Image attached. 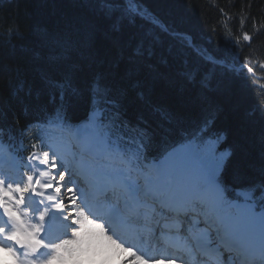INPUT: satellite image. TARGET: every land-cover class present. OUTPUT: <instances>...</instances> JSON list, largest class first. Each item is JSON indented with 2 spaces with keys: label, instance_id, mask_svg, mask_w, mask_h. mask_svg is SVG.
Here are the masks:
<instances>
[{
  "label": "trees",
  "instance_id": "obj_1",
  "mask_svg": "<svg viewBox=\"0 0 264 264\" xmlns=\"http://www.w3.org/2000/svg\"><path fill=\"white\" fill-rule=\"evenodd\" d=\"M114 2L119 7L109 17L100 0H0V123L12 129L11 148L25 156L44 140L34 123L60 120L44 77L70 74L83 91L71 120H60L72 127L88 117L87 89L99 75L103 84L128 90L120 113L111 115L131 122L113 138L129 154L136 153L138 115L158 135L168 127L149 102L185 121L214 113V131L225 132L224 145L233 152L230 172L258 181L264 169V78L256 76L264 77V0H138L139 15L127 12L128 0ZM141 13L190 34L197 47L238 70L205 59L186 38ZM117 17L118 32L112 28ZM140 44L144 55L130 59ZM130 70L136 74L129 77ZM134 80L142 81L145 101L137 98Z\"/></svg>",
  "mask_w": 264,
  "mask_h": 264
},
{
  "label": "snow or ice",
  "instance_id": "obj_2",
  "mask_svg": "<svg viewBox=\"0 0 264 264\" xmlns=\"http://www.w3.org/2000/svg\"><path fill=\"white\" fill-rule=\"evenodd\" d=\"M100 4L109 17L119 7L114 0H100ZM126 10L139 15L138 0H128ZM121 23L122 17H117L113 30L118 32ZM252 39L244 34L245 41ZM143 55L140 44L130 59ZM147 55H152L150 49ZM134 74L132 70L128 72L129 77ZM44 79L52 90L48 102L55 105L58 119L70 121L83 91L70 74L59 80ZM102 80L98 75L88 86V112L93 114V120L81 133L96 146L112 144L113 138H118L117 134L131 123L111 115L120 113L128 90L113 88ZM131 86L137 98L145 101L142 81L134 80ZM148 107L168 127L158 135L147 119L138 115L136 152L144 160L151 156L158 162L154 166L156 174L147 178L148 183L187 207L180 214L181 232L188 227H202L200 247L214 246L217 252L227 254L232 264H264V169L261 178L253 183L245 181L240 170L230 172L233 152L219 150L225 136L213 131L214 113L185 121L166 106L149 102ZM97 111L99 117L95 116ZM57 160L54 149L43 151L42 161L29 154L22 165L27 170L18 178L0 174V264H116L118 257V264H177L179 258L141 255L146 250L138 251L118 231L126 223L122 210L116 205L93 203L90 193L80 186L83 181L74 179L77 174L70 164ZM34 162L52 170L51 180L42 179L43 172L31 170ZM131 191L141 189L133 186ZM160 210L162 214L170 212L167 208Z\"/></svg>",
  "mask_w": 264,
  "mask_h": 264
},
{
  "label": "rangeland",
  "instance_id": "obj_3",
  "mask_svg": "<svg viewBox=\"0 0 264 264\" xmlns=\"http://www.w3.org/2000/svg\"><path fill=\"white\" fill-rule=\"evenodd\" d=\"M99 114L100 113L97 112L96 116L98 117ZM83 124H88V122H84ZM78 132L81 133L80 131H78ZM57 135H56V132H54L52 134L51 137H53V138L50 139L51 144H49V146L46 147L44 150L51 151L54 149L56 151V154L58 157V160H57L58 163L63 161V163H65V164H71L72 162H73L72 164H75V165L77 164L78 167L74 166V168H72L75 173L77 170H80V168L83 164L88 163L89 164V166L87 168L88 173H90L91 175L96 174L98 177L101 176L103 180H105L106 182H110V178H109L110 173L114 172L117 174H121L122 173L120 171L121 168H128L130 170V171H128V173L131 174V177L129 179H128V177H126V179H127L126 183H130V180H132L138 186L142 182L143 183L147 182L148 181V180H146L147 178L153 177L156 174V170L154 167L155 165L151 164L152 162L145 164L144 167L134 168L135 166L131 165L130 162L122 155V153L116 151V150H118L117 148H110V146H109L110 144L109 145H103V146H97L95 148V152L92 151V153L91 152L88 153L87 151L91 150L90 147H91L92 143L89 140V138H86V140L84 139V147H85L86 151L82 153L79 149L78 140L75 137H71L67 131L60 132ZM225 149H227V148L222 147V144L219 146L220 151H224ZM3 151H4V153H6L8 155V153L5 150H3ZM78 153H81L82 156L79 157L77 155ZM113 154L119 155L120 159L118 161H113L112 157H111ZM61 155H64L66 157L65 160H63L61 158ZM5 159H6V156H4L2 160H0L1 162L3 161L1 163V166H7V164L9 163V166H12V165L14 166V169H12L13 171L22 167V164L17 163L14 160V157H13V164L11 162L12 160L5 161ZM86 166H87V164H85L83 167H86ZM31 170L33 172H36L33 169H31ZM100 171H101V173H100ZM37 172L41 173L40 170H38ZM51 172H50V174L52 175ZM128 173H126V174H128ZM21 174H22V172L19 170L18 177ZM75 177H74V179H75ZM78 177H77V181L80 182V177H79V179H78ZM82 184L80 185L81 187H82ZM141 185H143V184H141ZM87 191L90 192V190H87ZM122 193L126 194L127 192L125 190H123ZM157 193H161V195H164V196L167 195V193L159 191L156 188V192H155L154 196H156ZM116 202H121L123 204V205H119L120 209H123L125 207L124 205H128V201H127L126 197H125V199H123V198L116 199Z\"/></svg>",
  "mask_w": 264,
  "mask_h": 264
},
{
  "label": "bare ground",
  "instance_id": "obj_4",
  "mask_svg": "<svg viewBox=\"0 0 264 264\" xmlns=\"http://www.w3.org/2000/svg\"><path fill=\"white\" fill-rule=\"evenodd\" d=\"M92 120L93 119H91V121H87L88 122V124H83L82 123V128H81V131L83 130V129H85V128H88L90 125H91V123H92ZM3 150H5L7 153H8V155L6 154V153H4V151ZM4 156H6V159H5V161H7V160H11L12 159V154H11V152L4 146V144L0 141V160H2L3 159V157ZM38 163V162H37ZM0 164H1V161H0ZM39 168H41V166H39ZM83 168H85V167H83ZM83 170H85V169H83ZM111 177H112V182L109 184V185H103V186H101L100 187V190H101V192H103L104 190H107V189H112V188H114V184H112V183H114L115 181H118V180H120V177H119V175L118 174H114V175H111ZM46 180H51L50 178H48V179H46ZM121 181V180H120ZM121 183H122V181H121ZM49 194H55L54 192H50ZM146 201V200H145ZM162 201H164V200H162ZM167 227H172V224L170 223V222H168V221H166L165 223H164ZM138 235H140V233H137ZM55 234H53V236H54ZM142 236H148V235H142ZM201 236V234L200 233H197L196 234V238H199ZM135 240H137L138 241V237H136L135 238ZM196 244V246H198V247H200L199 246V244L198 243H195ZM200 254V252L198 251V252H195V255H199ZM117 264V263H116Z\"/></svg>",
  "mask_w": 264,
  "mask_h": 264
},
{
  "label": "clouds",
  "instance_id": "obj_5",
  "mask_svg": "<svg viewBox=\"0 0 264 264\" xmlns=\"http://www.w3.org/2000/svg\"><path fill=\"white\" fill-rule=\"evenodd\" d=\"M5 259H7V258L5 257Z\"/></svg>",
  "mask_w": 264,
  "mask_h": 264
}]
</instances>
